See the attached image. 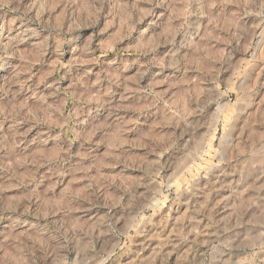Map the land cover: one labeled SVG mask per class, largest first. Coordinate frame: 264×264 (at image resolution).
I'll list each match as a JSON object with an SVG mask.
<instances>
[{"label": "clouds", "instance_id": "1", "mask_svg": "<svg viewBox=\"0 0 264 264\" xmlns=\"http://www.w3.org/2000/svg\"><path fill=\"white\" fill-rule=\"evenodd\" d=\"M0 264H264V0H0Z\"/></svg>", "mask_w": 264, "mask_h": 264}]
</instances>
